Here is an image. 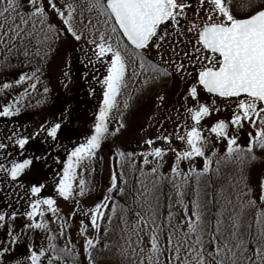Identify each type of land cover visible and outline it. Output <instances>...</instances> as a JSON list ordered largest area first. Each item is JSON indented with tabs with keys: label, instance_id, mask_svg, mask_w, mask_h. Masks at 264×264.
Wrapping results in <instances>:
<instances>
[{
	"label": "snow or ice",
	"instance_id": "1",
	"mask_svg": "<svg viewBox=\"0 0 264 264\" xmlns=\"http://www.w3.org/2000/svg\"><path fill=\"white\" fill-rule=\"evenodd\" d=\"M194 2L195 7L193 0H0V49L5 54L15 52L28 64H42L55 54L53 44L61 36L70 35L76 42L83 40L90 46L82 49V78H89V66L93 73L97 64L104 69L102 78L91 76L102 86L103 99L90 134L66 151L62 169L53 181L52 195H43L47 183L36 178L34 167L47 163V150L59 140L62 131L69 129L71 98L60 101L58 119L40 125L32 136L17 139L13 132L7 137L9 144L0 142V228L5 232V239L0 240V264H75L78 254L74 246L69 247L71 237L63 247L54 242L64 235V224L68 223V218L60 215L57 198L72 200L79 206L80 198L91 191V181L85 177L95 171V162L102 160L98 157L102 145L126 128L125 111L138 98L133 92L144 95L159 89L156 99L163 103V89L176 77L186 87L181 98L182 112L177 109L174 117L165 118L174 121V132L142 137L139 152L125 151L120 146L113 149L115 157H119V170L113 160L104 196L83 212L79 232L84 237L89 264H98L93 251L110 247L99 235L103 232L107 238L117 220L115 231L123 242L117 251L122 261L131 260L132 264H264V212L256 213L255 223L248 212L258 207L253 189L246 185L243 193H227L222 186L219 192L210 191L212 184L205 176L220 175L221 166L226 164L234 165L243 176L248 166L257 161L256 150L264 152V7L249 4L250 14L237 18L232 0ZM50 12L59 19V26L51 22ZM181 43L191 47L178 52ZM166 44L170 51L167 59ZM66 68L62 75L70 82V61ZM43 75L41 67L22 72L13 83H26L27 87L12 103L5 102L0 107V117L20 113V101L29 96V90L37 91ZM130 84L133 92H128L121 102ZM12 86L7 82L2 85L4 90ZM65 88L67 91V85ZM49 91L43 87L44 94ZM202 93L211 100L202 99ZM217 97L234 105L230 118L216 119L205 127L202 122L221 111ZM113 123L117 125L114 129L110 128ZM246 124L253 131L248 132V144L241 146L236 132ZM33 140L40 143L29 150ZM173 140L180 146L172 147ZM158 142L164 146H157ZM215 142H223L226 151L216 158L213 169L217 153H207ZM44 144L47 148H43ZM10 146L12 152L8 151ZM168 152L173 153L174 163L171 176L166 177L159 169ZM138 157H142L144 166H152L147 172L138 169L140 175L131 203L121 204L119 198L127 195L128 188L125 164L135 172L133 158ZM196 158H203L200 171L192 167ZM183 160L189 161L187 172L180 169ZM29 173H33L35 182L29 183V198L21 204L18 193L10 194L6 189L23 188L20 181ZM193 178L189 214L184 197ZM165 181L172 185L183 219L176 220L171 203L167 216L163 215ZM258 186V199L264 203V176L259 178ZM228 187L235 189L237 183L230 182ZM214 206L218 209L215 213ZM46 213L61 221L56 234L52 233ZM76 214L74 210L69 217ZM130 214L135 219H130ZM105 221L108 227L103 226ZM89 228L94 233L91 237ZM18 248L24 249L19 256Z\"/></svg>",
	"mask_w": 264,
	"mask_h": 264
},
{
	"label": "rangeland",
	"instance_id": "2",
	"mask_svg": "<svg viewBox=\"0 0 264 264\" xmlns=\"http://www.w3.org/2000/svg\"><path fill=\"white\" fill-rule=\"evenodd\" d=\"M62 2V0H57V3ZM264 7V0H232V11L237 16V18H243L244 16L250 14L252 8ZM193 6L195 7V2L193 0ZM191 15V12H190ZM51 22L59 26L60 21L56 18L54 13L50 12ZM87 16V13H86ZM183 40V37H180ZM56 52L52 57L44 61L42 64H28L24 62L22 55L17 57L15 52L11 54H5V52L0 49V107L3 106L5 102L12 103L15 98L23 92V89L27 87L24 85H15L13 82L22 72L30 73L33 67H41L44 75L41 76V83L38 85L37 91L33 92L29 90V96L25 97L20 101L21 112L16 114L20 117V123L22 134L20 137L32 136L35 132L39 130V126L45 124L48 121L54 120L55 117H59L60 109L62 107L60 101L71 98V105L73 108L72 120L69 125V129H66L60 133V138L56 143H53V151L47 150V158L49 155L57 156V166L49 173L48 171H42L40 169V164L35 165L34 172L36 173V178H41L42 176L46 178H52V175L56 178L57 173L62 169V161L66 159V151H70L71 148L83 137L90 134L92 125L95 121V114L99 110V105L102 102V86L91 79L92 75H96L97 78H102L104 69L99 64L96 65L97 71L93 73L91 71V66H89V78L87 80L83 79L81 73L83 71V66L80 61L83 59L82 49L90 48V46L85 45L84 41L76 42L70 35L61 36L59 41L53 44ZM191 46L185 43H181L177 46V51L180 52L181 49L188 50ZM90 54V53H89ZM155 53H153L154 55ZM170 56L169 46L165 45V59ZM70 61L71 64V81H65L62 75V70H68L66 68V63ZM11 83L13 86L7 90H4L3 83ZM67 85V91L65 88ZM47 86L50 91L48 94L43 93V87ZM133 85L130 84L129 88L126 90L125 95L120 97L121 102L127 98L128 92H133ZM186 85L176 77L175 80L163 89V93L166 95V99L161 103L156 99V95L160 91L159 89H153L148 91L144 95H138L133 92L134 96H138L135 99L134 104L130 110L125 111V124L126 128L122 129L120 133L115 136H110L108 140L102 145L101 150L98 152V157H102V160H97L94 164L95 171L91 173L90 176L86 175V179L91 181V191L86 194L85 197L80 198L79 206L72 200H64L57 198V206L60 209V215L62 218H68V223L64 224V235L60 236L58 241H54L59 247H63L66 243L68 236L71 237V243L69 247L74 246L75 252L78 254L75 256V264H89L87 259V254L84 251V237L81 236L79 232L80 221L83 216V212L90 208L96 202H99L106 192V188L110 182V167L113 165V160L115 161V169L119 170V157H115L113 149L120 146L125 151H136L139 152L142 148V144H138L141 138L155 137L158 133L174 132V121L166 120L165 118L169 115L175 116L177 109H181V98ZM202 99L211 100V97L206 93H202ZM217 99V104L221 111L219 113H213L212 117L206 118L202 123L205 127L210 126L212 122L216 119L230 118L232 109L234 105L229 101H223L220 98ZM44 101V102H40ZM55 102V104H54ZM183 120V116H181ZM117 125L115 123L110 125V128H115ZM143 130V131H142ZM253 131L247 124L244 128L236 132L238 135V143L241 146H246L248 144V132ZM15 133H19L17 129L14 128ZM207 135V133H205ZM40 143L38 140L30 141L28 147L29 150L36 147ZM49 143H52L49 140ZM157 146H164L162 143L158 142ZM180 146L177 141L173 140L172 147ZM43 148H47V144L43 145ZM216 152L217 156L213 157V163L211 167L215 169V160L219 156H223L226 149L223 142H215L214 146L210 145L208 150V155ZM256 155L258 156L257 161L251 163L247 170L244 172L243 176H240L239 172L236 171L234 165L226 164L222 165V173L220 175H215L214 173H206L205 176L211 181L212 188L219 192L221 187L227 189V193H243L245 191V186L249 185L253 189V198L257 200L258 207H253L248 210L249 216L252 222L255 223V216L257 212H264V203L260 202L259 196V178L264 176V152L256 150ZM136 166V171L133 172L130 164H125L124 172L128 179L127 195L120 197V203H131L130 197L133 195V189L136 186V178L139 177L140 173L138 169L143 168L146 172L150 170L152 165L144 166L142 164V157L133 158ZM174 163V155L172 152H168L163 160V165L159 169V173L164 176H171L170 167ZM192 167L197 171L203 168V158H196L192 161ZM180 169L187 172L189 169V161L183 160L180 162ZM42 173V174H41ZM23 181H20L24 187L15 188L13 186L8 192L12 193V190L22 194L21 204L24 203L29 197L26 189L30 182H34L33 173H29L23 176ZM235 181L237 187L232 189L228 187L230 182ZM195 188V179L191 181V187L187 189V195L184 200L189 205V214L191 213V203L193 199L192 191ZM50 192L52 195L54 192L53 185L48 183L47 187L43 192ZM29 195V194H28ZM171 196V200H169ZM235 202V197L233 196ZM171 203L173 205L172 211L175 214L176 220L183 219V209L177 202V197L172 188V185L165 181L162 185V197L161 205L163 215L166 217L168 213V205ZM77 211L75 217H69V213ZM217 207L212 208V212H216ZM46 216L50 220V227L52 233L56 234L59 231V225L61 221H58L51 213H46ZM130 219H135L131 216ZM215 217H213V221ZM88 221L85 220V224ZM119 221H115L112 225L114 231L107 234V238L103 232L100 233L99 239L102 242H107L109 244L108 249L93 251L92 255L98 264H132L131 260L122 261L117 249L123 242L119 239V234L115 229ZM104 227H108L107 221L103 224ZM93 230L89 228L88 236H93ZM5 239V232L3 228H0V240ZM145 244H147V237H145ZM102 248V245H101ZM24 249H17L16 255L19 256Z\"/></svg>",
	"mask_w": 264,
	"mask_h": 264
},
{
	"label": "trees",
	"instance_id": "3",
	"mask_svg": "<svg viewBox=\"0 0 264 264\" xmlns=\"http://www.w3.org/2000/svg\"><path fill=\"white\" fill-rule=\"evenodd\" d=\"M59 117H55V119H58ZM20 117L18 115H15L13 117H7V118H4V117H0V142H4L6 144H9V140L7 139V137L9 136H12L13 132H14V128L17 129V131L19 132L22 131L21 129V126L19 124L21 123H24V122H19L20 120ZM16 137L15 138H19V136L22 134V132L20 133H16ZM86 137V136H85ZM84 138V137H83ZM9 152H12L13 151V148L10 146L9 149H8ZM50 151H53L52 149L49 150V153ZM256 154V153H255ZM50 157L47 158V163L46 164H40V169H41V172L42 171H48L49 173H52V171L56 168L57 164V156L54 155V153H52V155H49ZM42 174V173H41ZM23 179V178H22ZM41 182H46L47 185L48 183H51L53 185V181L55 179V177L52 175V178H48L46 176L45 177H41V178H38ZM23 181V180H21ZM35 182V180H33ZM10 189H6V191H9ZM13 192V190H12ZM54 192V191H53ZM50 192H46L44 191L43 192V195L44 196H47L49 195ZM11 194V193H10ZM22 194H20L19 196L21 197L22 199ZM27 197H29L28 194H26ZM2 203V202H0ZM21 249V248H19Z\"/></svg>",
	"mask_w": 264,
	"mask_h": 264
}]
</instances>
